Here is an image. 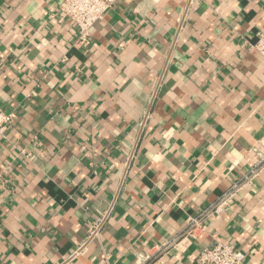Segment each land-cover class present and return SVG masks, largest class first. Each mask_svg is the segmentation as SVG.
Masks as SVG:
<instances>
[{
	"label": "crops",
	"instance_id": "obj_1",
	"mask_svg": "<svg viewBox=\"0 0 264 264\" xmlns=\"http://www.w3.org/2000/svg\"><path fill=\"white\" fill-rule=\"evenodd\" d=\"M61 2L0 0V264H264V0H118L88 45Z\"/></svg>",
	"mask_w": 264,
	"mask_h": 264
},
{
	"label": "built area",
	"instance_id": "obj_2",
	"mask_svg": "<svg viewBox=\"0 0 264 264\" xmlns=\"http://www.w3.org/2000/svg\"><path fill=\"white\" fill-rule=\"evenodd\" d=\"M118 0H62L59 6V13L65 16L75 29V39L81 45H88L93 35L94 25L102 20L105 15L113 9ZM256 51L264 58V30L258 35V40L254 45ZM16 118L14 113H8L0 107V135H4L8 125ZM258 160L249 173V178H255L264 169V132L255 147ZM240 185H232L221 198L208 207L197 217L192 218L182 238L175 243L165 242L155 245L158 250L164 251L181 243L189 244L196 239L205 229L206 221L215 215L222 213L226 206L236 195ZM100 224L95 223L90 229V238L98 235ZM199 264H248L247 256L244 252L233 248L229 244L217 243L213 247L204 248L198 258Z\"/></svg>",
	"mask_w": 264,
	"mask_h": 264
}]
</instances>
